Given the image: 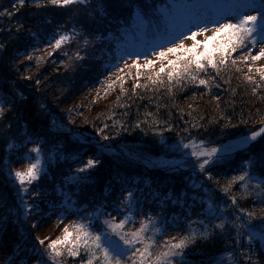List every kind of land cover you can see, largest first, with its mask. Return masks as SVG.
Instances as JSON below:
<instances>
[{
	"label": "trees",
	"instance_id": "16d2710c",
	"mask_svg": "<svg viewBox=\"0 0 264 264\" xmlns=\"http://www.w3.org/2000/svg\"><path fill=\"white\" fill-rule=\"evenodd\" d=\"M209 2L211 0H93L91 8H86L79 4L60 7L43 0L40 6H37L36 0H25L21 6L16 0H0V11L8 9L14 12L11 17H0V44L4 45L0 49V97L12 98L5 100L6 109L14 101L12 110L6 111L0 121V264H4L5 257L13 253L17 243L23 250L21 256L27 254V264H32L36 257L29 250L36 243L35 238H41L38 230L43 227L52 228L56 231V236L51 239H55L61 234L64 224L78 218L69 214L62 223H58L57 214L62 211L59 206L61 198L55 194L54 189L63 183L69 168L75 169L80 161H86L94 154H98L97 158L101 163L90 170V182L82 185L76 193L78 207L85 211H92L90 205L94 203L110 205L122 187L138 189L141 200L147 201L143 205L146 211H159L152 203V198L157 193L164 195L169 191L173 198L184 193L180 204H167L169 217L181 212V204L185 210H199L203 200L212 198L218 201L215 192L225 194L221 191L222 186H227L230 178L239 174L241 161L252 154H255L252 185L264 179V139L249 151L216 163L211 171L218 183H206L198 172L145 174L132 160L116 153L101 152L63 131H85L101 140L96 129L108 124L105 134L113 137L121 125L117 124L115 129L111 126L120 121L126 123L129 130L121 131L119 136L108 141L125 145L143 157L154 158L177 157L185 152L177 147V132L181 136L188 135L182 131L184 127H189L192 136L205 139L212 145L247 134L249 129H257L261 123L257 113H264V90L258 89L257 95L252 93V86L242 79L243 71L247 69L245 64H239L242 72H236L232 68L230 72L223 74L225 79L231 81L230 84L222 83L220 88L213 87L211 91L205 90L203 86L189 85L183 90L174 89V98L169 96L166 89L155 91L138 88L135 93L131 91L133 84L137 83V69L125 68V64L130 65L137 55L141 65L144 64L145 54L149 59L155 57L152 54L153 45L165 46L172 38L165 30L166 24L169 31H175L161 9L171 10L174 4L180 3L199 5ZM93 9L96 11L93 12ZM137 11L143 17L144 24L134 19L132 13ZM101 12L102 14H97ZM18 24L23 25L20 31H17ZM73 27L81 32L80 37L63 45L51 56H46L49 39L58 32L68 31ZM30 31L38 33L39 39L34 40ZM98 35L101 37L99 40L95 39ZM85 36L88 37V45L83 43ZM34 48L42 51L33 52ZM77 49L84 57L83 60L75 59ZM29 53L34 57L31 61L25 59ZM36 56H45V59L37 65ZM233 56L238 58L239 51L233 53ZM257 67L260 66L253 65L254 69ZM118 69L123 71L118 72ZM142 69L144 67L139 69V83L144 84L147 83L150 70L143 72ZM116 75L125 77L124 94L120 93L119 82L113 89L105 91L106 85ZM255 75L258 80L259 74ZM36 80L40 81L39 85ZM17 91L22 92L26 99L22 100L16 95ZM217 95L220 96L219 109L216 108L217 102L212 99ZM188 104L192 105V109L188 108ZM190 111L191 117L188 115ZM146 112L153 113L160 121L172 124L171 131H163V139L147 126H143L144 131L131 127L136 120H142ZM124 113L127 115H123ZM108 116L111 119H107ZM201 116L204 117L203 120H200ZM242 118L248 119V123H242ZM193 119L206 125L207 131L204 128L192 129L190 123L185 124V121ZM209 119L214 120V123L209 125ZM228 119L235 127L228 124ZM29 137L42 146L41 158L45 174L39 182H33L37 189L42 190V198L37 201L41 212L25 221L20 214V201L17 197L19 184L9 175V169L22 170L25 167L27 161H20L19 154L34 146L31 142L25 143ZM9 141L22 147L9 150L6 147ZM74 156L78 157L76 162L73 161ZM205 187L209 189L208 192ZM211 187H215V191ZM69 190L76 191L71 186ZM240 193L237 182L231 186V192L225 195H236L240 206L257 212L255 219L245 221V224L254 225L253 230H256L262 225L259 210L264 205L260 203L259 196L241 199ZM228 200L218 202L229 208ZM108 211H112L111 207ZM112 214L115 215V212ZM138 219L137 217V223L133 227H138ZM188 219H195V215ZM34 221L39 223L37 228L32 227ZM216 222L219 221H213ZM184 226L182 223L181 228ZM195 227L198 231L203 230L202 225ZM174 234L175 232L168 233L169 236ZM231 248L230 237L215 236L189 247L183 259L186 264H218L220 260L224 264H233L226 251ZM238 252L239 249L237 254ZM252 253L256 264H264V242L258 238L253 241ZM68 260L71 264V258ZM240 264H244V261L241 260Z\"/></svg>",
	"mask_w": 264,
	"mask_h": 264
},
{
	"label": "snow or ice",
	"instance_id": "6c2138e0",
	"mask_svg": "<svg viewBox=\"0 0 264 264\" xmlns=\"http://www.w3.org/2000/svg\"><path fill=\"white\" fill-rule=\"evenodd\" d=\"M24 2L25 0H16V3L21 6ZM43 2L60 7L79 4L91 8L93 0H43ZM16 3L13 4V9L16 8ZM36 3L40 6L41 0H36ZM95 11L93 9V12ZM161 11L164 12L166 18H169L168 23L175 31H169L168 24H166L165 30L172 38L166 42L165 46H157L158 50L157 47L153 48L152 54L155 60L149 59L145 54L144 64L141 65L137 55L130 65L125 64V68L135 67L137 69L135 77L137 83L133 84L131 89L133 93L138 88L155 91L166 89L169 96L174 98V89L183 90L189 85L203 86L205 90L211 91L213 87L220 88L222 83L230 84L231 81L225 79L223 74L230 72L232 68H235L236 72H242L239 64L247 66V73L243 75L245 81L252 86V93L257 95L258 89L264 90L262 88L264 66L253 68L254 62L264 59V0H259V3L257 0H211L209 3L199 5L180 3L174 4L171 10L164 8ZM13 14L14 12L8 9L0 11V17L4 15L11 17ZM97 14H102V12ZM132 15L140 24L145 23L138 11L133 12ZM22 27V24H18L17 31H20ZM209 32L211 35H206ZM29 34L34 40L39 39L38 33L30 31ZM80 35L81 32H78L75 27L53 35L47 42L46 56H51L57 49L78 39ZM197 36L203 39L198 40ZM95 39L99 40L101 37L98 35ZM185 41H191V43L186 44ZM83 43L88 45L87 36ZM257 45L261 46L253 54V49ZM3 47L4 45L0 44V49ZM35 51L42 50L34 48L33 52ZM238 51L240 56L234 57L233 53ZM64 54L67 55V53ZM74 57L76 60L84 59L79 49L74 53ZM33 58L32 53L25 57L28 61ZM72 58L69 57V59ZM44 59L45 56L35 57L37 65ZM141 67L150 70L147 83L144 84L139 83ZM122 71L123 69H118V72ZM256 73L259 74L258 80ZM128 74L130 75V72ZM124 81V76L116 75L115 79L106 85L105 91L113 89L119 82L120 93L124 94L126 91L123 87ZM39 83L40 81L36 80V84L39 85ZM232 91L235 92V89ZM16 95L22 100L26 99L22 92L17 91ZM6 99L12 100L11 97H0V121L3 120L6 111L12 110V103H14V101L9 103L6 109L4 107ZM119 99L118 96L117 100ZM212 99L217 102L216 108L219 109L220 96H214ZM188 108L192 109V105L188 104ZM123 115L126 116L127 113ZM188 115L191 117L192 111ZM257 115L260 116L261 121L257 129H249L247 134L241 135L236 141L226 145H212L205 139L192 136L189 127H184L182 131L188 135L181 136V133L177 132L179 137L177 147L184 149L183 155L190 156L192 160L184 161L181 166L190 163L193 171L201 174L206 183H218L211 171L216 163L225 160L235 151H247L258 138H264V113L258 112ZM106 118L111 119V116ZM203 119L204 117L201 116L200 120ZM241 122L246 124L248 119L242 118ZM189 123L192 129L204 128L207 131V126L196 119L190 122L185 121L186 125ZM212 123L214 120L209 119L208 124ZM117 124L121 126L113 137L105 134V130L109 128L108 124H105L103 128L98 127L96 132L101 140L115 139L121 131L129 130V126L120 121L114 122L111 127L115 129ZM228 124L231 125L230 119H228ZM143 126H147L162 139L163 131H171L173 127L168 121H160L150 112H146L142 120L138 119L131 125L132 128H140L144 131ZM231 126L235 127V125ZM8 127L10 128L11 125L9 124ZM28 142L33 143L34 146L19 154L20 161H27L25 167L22 170L9 169V175L14 177L19 184L17 197L20 201V214L25 221L41 212L37 201L42 198V190L37 189L33 182H39L45 174L44 161L41 158L42 146L32 141L30 137L25 141V143ZM6 147L13 150L22 145L18 146L9 141ZM98 147L101 152L114 151L106 144H98ZM97 155H91L86 161H80L75 169L69 168V172L63 178V183L54 189L55 194L61 198L59 206L62 211L57 214L58 223H62L69 214L76 215L78 218L64 224L61 234L55 239L37 236L36 243L29 250L36 257L32 264H49V262L50 264H69L68 258H71V264H186L183 258L189 247L215 236L231 238L232 248L226 251L233 264H240L241 260L244 264H256L253 260L252 247L253 241L257 238L264 242V207L259 210L262 225L253 230L255 226L251 223L245 224V221L250 222L255 219L257 212L240 206L236 195L228 196L231 201V210L226 205L208 198L200 203L199 210L195 208L185 210L184 205L181 204V212L172 217L167 215V204L169 202L173 205L180 204L183 192L175 198L171 191L164 195L159 193L154 195L152 203L159 208L156 212L151 209L146 211L143 205L147 201H142L138 195L139 190L131 187H122L110 205L94 203L90 205L92 211H85L78 207L79 201L76 193L82 185L90 182V170H94L101 163ZM254 157L255 154H252L241 161L239 174L233 175L227 186H222L221 191L229 194L231 186L239 182L241 199L259 196L260 203L264 205V179L252 185ZM77 160L78 157L74 156L73 161ZM69 186L76 191H70ZM205 191L208 192L209 189L205 187ZM109 207L112 211H108ZM113 212L115 215L112 214ZM193 215L195 219H188ZM137 217L139 218L138 227H133L137 223ZM216 220L219 222L213 223ZM182 223L185 225L183 228H181ZM195 225H202L203 230L198 231ZM38 226L39 223L34 221L32 227L37 228ZM233 230L235 235H233ZM170 232H175V234L169 236ZM22 251L17 243L13 253L5 257L4 264H27V254L21 256ZM218 264H224V261L220 260Z\"/></svg>",
	"mask_w": 264,
	"mask_h": 264
},
{
	"label": "water",
	"instance_id": "95a60500",
	"mask_svg": "<svg viewBox=\"0 0 264 264\" xmlns=\"http://www.w3.org/2000/svg\"><path fill=\"white\" fill-rule=\"evenodd\" d=\"M70 135H72L74 137H78L81 140L90 142V143L96 145L97 147H98V144H106V145H109L111 149H114V152H117L119 154L128 156L129 158H131L132 160H134L137 163L141 164L142 166H145L147 168L154 166V167H157V169H160V170H163V171H166V172H172L173 170L180 169L182 167L181 164L186 159L191 158L190 156L186 157V156L183 155V156H181L178 159H171V160H169V161H167L166 163L163 164L161 161H152V160H149V159H144V158L138 156L132 150H129L128 148H126L125 146H122V145H113V144H111L108 141H100V140L94 138L91 134H89L87 132H74V133H71ZM259 139L260 138H258V140ZM254 143L255 142H253L252 144H254ZM226 144H228V143L221 144V145H226ZM236 152H239V151H235L232 154H234Z\"/></svg>",
	"mask_w": 264,
	"mask_h": 264
},
{
	"label": "rangeland",
	"instance_id": "374dc122",
	"mask_svg": "<svg viewBox=\"0 0 264 264\" xmlns=\"http://www.w3.org/2000/svg\"><path fill=\"white\" fill-rule=\"evenodd\" d=\"M209 28H211V25H209ZM206 35H211V32H209V33H207ZM197 39L198 40H200V39H203V37H200V36H197ZM185 43L186 44H188V43H191V41H185ZM261 45H257V47L256 48H254L253 49V54H255V52L256 51H258L259 50V47H260ZM153 60H155L156 58L155 57H153L152 58ZM253 65H259V66H262V65H264V59H261V60H259V61H256V62H254V64ZM159 65L157 64V67H158ZM147 70V68L145 69H142V71L144 72V71H146ZM243 73H247V69H245V71H243ZM258 74V73H257ZM243 77H242V79L245 81V79H244V75H242ZM246 82V81H245ZM247 83V82H246ZM76 97H79V96H76ZM75 97V98H76ZM61 131V130H60ZM63 131H66V132H68L67 130H64L63 129ZM56 132H59V131H56ZM232 139V138H231ZM181 156H183V153L181 154ZM55 230H53L52 228H45V227H43V228H40L39 230H38V233H39V235L41 236V238H45V237H48V238H50L51 239V237L52 236H56V234H55Z\"/></svg>",
	"mask_w": 264,
	"mask_h": 264
},
{
	"label": "bare ground",
	"instance_id": "6f19581e",
	"mask_svg": "<svg viewBox=\"0 0 264 264\" xmlns=\"http://www.w3.org/2000/svg\"><path fill=\"white\" fill-rule=\"evenodd\" d=\"M167 165H168V164H167ZM167 165H166V166H167ZM168 166H169V165H168Z\"/></svg>",
	"mask_w": 264,
	"mask_h": 264
}]
</instances>
